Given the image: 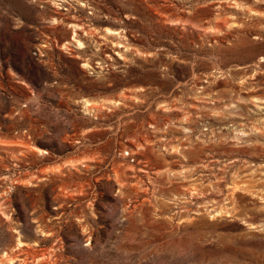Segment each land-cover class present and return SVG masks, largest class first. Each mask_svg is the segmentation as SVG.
Segmentation results:
<instances>
[{"label":"rangeland","instance_id":"1","mask_svg":"<svg viewBox=\"0 0 264 264\" xmlns=\"http://www.w3.org/2000/svg\"><path fill=\"white\" fill-rule=\"evenodd\" d=\"M13 249L0 264H264V0H0Z\"/></svg>","mask_w":264,"mask_h":264},{"label":"bare ground","instance_id":"2","mask_svg":"<svg viewBox=\"0 0 264 264\" xmlns=\"http://www.w3.org/2000/svg\"><path fill=\"white\" fill-rule=\"evenodd\" d=\"M55 4H56V2H54ZM58 19V17H54L53 18V20H55L56 22H58L59 21V19ZM69 27H71L72 28V31H73V35H72V37H71V39L79 46V47H81L82 45H83V42L77 37V34H78V32H77V29L76 28H79V29H82V25L81 24H77V23H73V22H71L70 24H69ZM105 31H106V33H109L111 36L113 35V36H117V34H119L118 33V30H115V29H111V28H107V29H105ZM76 36V37H75ZM118 37V36H117ZM119 38V37H118ZM112 46L114 47V49L116 50L115 51V53L116 54H118V55H120V50H121V47H126L127 45L124 43V41L122 42L121 40H119V39H115L114 41H112ZM131 48V47H130ZM259 61H263V59L261 60H259ZM86 65H89L87 62L85 63ZM82 101L85 103V106H96V105H94L93 103H96V102H93V101H91V100H88V99H86V98H83L82 99ZM108 102H110V103H120V101L118 100V99H110V100H108ZM100 105V107H104V108H108L107 106H104V103H101V104H99ZM109 109V108H108ZM33 148H35L36 150H37V152H39V153H45L46 151L44 150V149H40V148H37V147H33ZM76 162H80V160H76ZM55 168V167H54ZM57 169V168H56ZM249 224H251V223H249ZM250 226H252V227H254V225H250ZM24 245H27V243L26 242H24V241H22L21 239H17V243H16V248L18 249V248H20L21 246H24ZM13 251H14V249L10 252V253H8V252H4L3 254H2V257H3V259H0V261H5V262H7V263H12V261L13 260H15V258H16V254L14 255L13 254ZM26 252V251H25ZM25 252H23V253H25ZM15 253V252H14ZM22 253V252H21ZM20 252L18 253V254H21ZM27 255V254H26ZM1 257V256H0ZM4 262V263H5Z\"/></svg>","mask_w":264,"mask_h":264}]
</instances>
